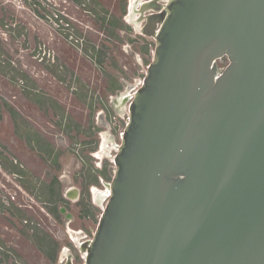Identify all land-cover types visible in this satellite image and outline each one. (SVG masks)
<instances>
[{
    "label": "water",
    "instance_id": "water-1",
    "mask_svg": "<svg viewBox=\"0 0 264 264\" xmlns=\"http://www.w3.org/2000/svg\"><path fill=\"white\" fill-rule=\"evenodd\" d=\"M158 24L84 264H264V0H170Z\"/></svg>",
    "mask_w": 264,
    "mask_h": 264
},
{
    "label": "flooded vegetation",
    "instance_id": "flooded-vegetation-1",
    "mask_svg": "<svg viewBox=\"0 0 264 264\" xmlns=\"http://www.w3.org/2000/svg\"><path fill=\"white\" fill-rule=\"evenodd\" d=\"M169 1L135 0V3H138L134 13L132 12L135 16L132 21L129 18L130 0L129 6L127 2L125 8L124 4L122 5L120 18L116 16L112 18L115 24L112 34L116 35L118 30L117 38L128 43L125 52H128L139 67L143 65L144 57L149 59L153 56L156 46L153 34L161 26L160 24L155 28L147 26V17L164 11ZM46 13L51 14V11ZM118 19L126 23L125 28L117 22ZM114 24L108 23V26L113 27ZM77 36L80 35L77 33ZM132 46H137L140 53L136 52ZM95 47L97 51L102 49L105 55L99 67L113 61L109 56L113 43H109L108 48L96 44ZM92 53L93 56L90 58L95 61V64H100L97 62V53ZM119 62L125 64L122 59H119ZM123 69V72H119L120 77L111 72L113 76L110 77L109 87L113 90V93H110L112 97L108 95L107 101L99 108V121L105 129L98 127L100 122L92 126L94 132L99 129L96 132L99 137L97 148L94 147L93 141L91 142L92 138L86 133L88 132L86 129L90 126L84 127L86 132L83 133L87 135V139H83V143L70 141L67 146L62 147L59 142H56L55 133L52 135L48 131L49 134H47L5 99L9 108L4 105L0 109L2 123L0 136L7 135L9 139L15 137L22 141L26 154L24 153V158L21 160L16 150L0 139V151L5 154V157L0 156V172L6 175L7 181L10 182V185L4 184L1 180L3 177L0 175L2 177H0V264H35V261H38V264H46L47 260L49 264L85 262L88 247L110 197L109 185L115 169V156L122 143L127 124L118 125L123 129L118 135L117 142L113 129L117 126L118 118L116 117V122L111 124L108 119L111 118L110 110L118 116H121V113L124 114L128 121L129 106L144 79L140 76V71ZM36 93L39 94L38 91L33 94ZM45 95L50 98L47 94ZM0 97V104H2L4 98L1 94ZM93 100L104 101V98L97 95ZM49 101L55 104L50 107V110L46 106L50 104L49 102L45 104L42 100L39 102L34 100L31 103L37 105L38 110L46 116H57L54 130L64 131L70 128L75 130V137L83 134L81 129L78 131L79 126L76 124L72 126L67 122L62 124V119L67 120L70 115L60 106L61 102H57L55 98H50ZM62 113H65V116ZM89 133L92 134V132ZM103 134L108 136L109 151L100 158L97 152L101 148ZM13 185L19 189L18 193L23 194L22 198L17 195V189H12ZM94 189L100 191L97 198ZM58 231H60L59 234ZM48 252L52 254V257L47 254Z\"/></svg>",
    "mask_w": 264,
    "mask_h": 264
},
{
    "label": "rangeland",
    "instance_id": "rangeland-1",
    "mask_svg": "<svg viewBox=\"0 0 264 264\" xmlns=\"http://www.w3.org/2000/svg\"><path fill=\"white\" fill-rule=\"evenodd\" d=\"M126 2L129 6L130 0H126ZM123 3V0H81V2L77 0H0V62L6 67L5 71L0 70V94L4 98L0 109L7 100L28 116L40 129L45 130L47 134L51 132L54 135L53 133H55L56 142H59L62 147L67 146L70 141L79 143L83 139H87V135L83 133L87 130L88 137L92 138L90 140L97 148L99 137L96 132L99 129L94 132L92 126L96 123L99 124V108L107 101V96L112 97L110 93H113V90L109 87L110 77L113 76L111 72L120 77L119 72H123V68H130L140 71V76L145 77L153 57L150 56L149 59L144 57L143 65L139 67L128 55V52H125L128 43L117 38L118 30L114 35L102 28V17L109 18L107 23L111 22L115 16L120 18ZM43 5L47 7L44 9ZM48 9L67 14L71 24L80 35L77 38L86 40L82 44L85 46L82 47L83 51L76 41L71 40L69 35H63L54 28L50 19L45 17L48 15L46 13L49 11ZM39 12L44 15H40ZM117 22H120L121 26L125 28L126 23L123 20L118 19ZM109 43H113L109 55L113 61L99 67L101 64H95V61L90 58L93 56L92 46L96 44L108 48ZM132 48L140 53L137 46H132ZM119 59H122L125 64L120 63ZM218 64L221 68L226 67L227 57L220 59ZM23 73L27 78L22 75ZM35 91H38L39 94H33ZM45 94L51 99L55 98L57 102H61L60 106L69 112L70 116L67 120L63 118L62 124L65 122L70 126L76 124L79 126L78 131L81 129L83 134H78V137H75V130L70 128L64 131L62 129L61 131L54 130L57 116H46L41 110H38L37 105L31 103L34 100L37 102L42 100L45 104L49 102L50 104H46V106L50 110V107L55 104L53 101H49L50 98ZM97 95H101L104 101L93 100ZM56 107L59 109L58 105ZM110 112L111 118L108 119L111 124L116 122V117L118 118L117 126L113 129L118 142V135L123 129L118 125L126 124L127 116H123L122 113L121 116H118L112 110ZM62 114L65 116V113ZM85 126L90 127L84 130ZM98 127L105 129L101 126V122ZM0 139L15 149L20 159L23 160L26 148L23 150L22 141L15 137L9 139L7 135L0 136ZM108 142V136L103 134L99 152L103 146H105V149L103 148L105 151L101 153L100 158L109 151ZM0 175L3 177L0 176L3 183L10 185L6 175H2L1 172ZM12 189H17V195L22 198L23 194L18 193L19 189L16 186L13 185ZM46 223L48 224V220ZM59 233L60 231H58ZM34 263L38 264V261ZM84 263L83 261L77 264ZM46 264H49L48 260Z\"/></svg>",
    "mask_w": 264,
    "mask_h": 264
},
{
    "label": "built area",
    "instance_id": "built-area-1",
    "mask_svg": "<svg viewBox=\"0 0 264 264\" xmlns=\"http://www.w3.org/2000/svg\"><path fill=\"white\" fill-rule=\"evenodd\" d=\"M47 17L52 22L54 28H56L58 31H60L63 35L64 34L69 35L71 40L76 41L77 44L82 49V47H83L82 44H83L84 39L83 38H81V39L77 38L78 36L76 33V29L71 24L67 14H65L62 11L52 10L51 14H48Z\"/></svg>",
    "mask_w": 264,
    "mask_h": 264
},
{
    "label": "trees",
    "instance_id": "trees-1",
    "mask_svg": "<svg viewBox=\"0 0 264 264\" xmlns=\"http://www.w3.org/2000/svg\"><path fill=\"white\" fill-rule=\"evenodd\" d=\"M77 1H80L81 2V0H77ZM123 4H124V8L126 7V0H123ZM39 3V2H38ZM41 5V4H40ZM44 9H45V7L44 6H42ZM39 14L40 15H44L43 13H41V12H39ZM101 22H102V28H104V29H109L110 31H111V33H114V26H115V24H114V21H109V24H114L113 25V27H109L108 26V23H107V19H106V17H102L101 18ZM92 52H96L97 53V62L98 63H100V64H102L103 63V61H104V51L102 50V49H99L98 51L96 50V47H95V45H93L92 46ZM4 70L5 71V69H6V67L3 65V63L2 62H0V70ZM25 78H27V76H26V74H22ZM14 78V77H13ZM61 79H63L62 77H60ZM0 100H1V97H0ZM5 105H6V107H8L9 108V104L7 103V102H5ZM62 117H64V116H62ZM0 156H2V157H5V154H4V152L3 151H0ZM4 166H5V163H4ZM50 257H52V254L51 253H47Z\"/></svg>",
    "mask_w": 264,
    "mask_h": 264
},
{
    "label": "bare ground",
    "instance_id": "bare-ground-1",
    "mask_svg": "<svg viewBox=\"0 0 264 264\" xmlns=\"http://www.w3.org/2000/svg\"><path fill=\"white\" fill-rule=\"evenodd\" d=\"M137 3L138 2H136L135 3V0H131V5H130V9H131V14H130V16H129V18H130V20H134L135 19V16H134V14H132V12L134 13V8H135V6L137 5ZM139 25V24H138ZM105 145V144H104ZM105 146H103V148H104ZM103 148H102V152L100 151V152H98L97 154L99 155V157H100V155H101V153H103V151H105V150H103ZM105 149V148H104ZM97 155V156H98ZM109 191V190H108ZM99 190H97V189H94V193H95V197L97 198L98 197V195H99Z\"/></svg>",
    "mask_w": 264,
    "mask_h": 264
}]
</instances>
